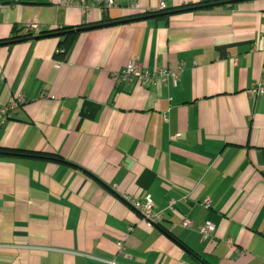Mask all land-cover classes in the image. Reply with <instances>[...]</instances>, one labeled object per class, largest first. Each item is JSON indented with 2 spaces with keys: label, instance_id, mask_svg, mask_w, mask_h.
Instances as JSON below:
<instances>
[{
  "label": "crops",
  "instance_id": "0c3cea01",
  "mask_svg": "<svg viewBox=\"0 0 264 264\" xmlns=\"http://www.w3.org/2000/svg\"><path fill=\"white\" fill-rule=\"evenodd\" d=\"M79 1L0 0V42L90 26L0 46V264H264V0Z\"/></svg>",
  "mask_w": 264,
  "mask_h": 264
},
{
  "label": "built area",
  "instance_id": "2783aa9c",
  "mask_svg": "<svg viewBox=\"0 0 264 264\" xmlns=\"http://www.w3.org/2000/svg\"><path fill=\"white\" fill-rule=\"evenodd\" d=\"M99 4L104 3L107 7H112L116 4L115 0H96ZM80 3L82 2L79 1ZM29 30L37 32V26L28 27ZM61 50L58 51L60 53ZM172 77L173 83L177 84L179 73H173L167 69H156L154 71L146 70L141 67L136 61H132L127 66L126 70L119 75L115 76V80L124 83H137L144 86L156 85L158 83H164L168 77ZM251 97H264V79L255 83L248 91ZM25 103L24 97L18 96L12 98L8 105L0 107V123L6 124L10 118L11 114L19 107L23 106ZM178 135L174 138H177ZM125 201L130 205L131 208L138 211L142 217L152 223L159 224L161 216L154 213V203L150 196H147L143 203L138 202L135 198L130 196H125ZM208 203V201H206ZM169 210L174 211L175 201L169 203ZM182 226L184 228H190L192 222L188 220H183ZM216 225L210 221L205 222L203 225L198 227V232L200 233L204 241L212 242L213 235L216 233ZM121 247L122 245L119 244ZM109 264H117L114 261H110Z\"/></svg>",
  "mask_w": 264,
  "mask_h": 264
},
{
  "label": "trees",
  "instance_id": "16d2710c",
  "mask_svg": "<svg viewBox=\"0 0 264 264\" xmlns=\"http://www.w3.org/2000/svg\"><path fill=\"white\" fill-rule=\"evenodd\" d=\"M211 1V0H210ZM208 2V1H207ZM187 8L177 10L176 12H181V11H186ZM193 8H190L191 10ZM90 26H82V27H75V28H61V29H56V30H51V31H40V32H35L32 30H29L28 27L27 30L25 31L24 29H21L23 31L22 34L19 33V28L16 26L13 28L12 36L6 40H2L0 42V46L4 45H11L14 43H19V42H25L28 40H39L43 38H49V37H58V38H63V41L61 42V45H64L66 40L71 39L75 35H78L81 31L87 30ZM61 50L63 53L57 54V59L58 58H63L64 55H66V50L64 49V46H60ZM2 154H9L5 153L3 151Z\"/></svg>",
  "mask_w": 264,
  "mask_h": 264
}]
</instances>
